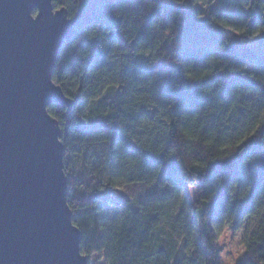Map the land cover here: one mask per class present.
I'll use <instances>...</instances> for the list:
<instances>
[{"label":"trees","instance_id":"16d2710c","mask_svg":"<svg viewBox=\"0 0 264 264\" xmlns=\"http://www.w3.org/2000/svg\"><path fill=\"white\" fill-rule=\"evenodd\" d=\"M204 1L54 0L77 19L53 70L74 106L49 112L88 258L222 264L247 224L235 264H264V0Z\"/></svg>","mask_w":264,"mask_h":264},{"label":"water","instance_id":"95a60500","mask_svg":"<svg viewBox=\"0 0 264 264\" xmlns=\"http://www.w3.org/2000/svg\"><path fill=\"white\" fill-rule=\"evenodd\" d=\"M76 18L54 0H0V264H89L68 205L53 79Z\"/></svg>","mask_w":264,"mask_h":264},{"label":"rangeland","instance_id":"374dc122","mask_svg":"<svg viewBox=\"0 0 264 264\" xmlns=\"http://www.w3.org/2000/svg\"><path fill=\"white\" fill-rule=\"evenodd\" d=\"M248 2V1H247ZM246 1L243 3H240L238 0H206L201 3H197V6H204L209 7L212 5H215L216 7H223L225 3H228L229 8L241 10L248 7L249 3ZM229 39H235L236 33L228 32ZM252 46H256L255 42L250 41ZM175 46L180 47L179 44H176ZM130 189H121L123 192L129 193ZM142 195H139V197H142ZM246 225L244 224L240 227H231L229 225H226L222 229L221 236L219 237L217 244L220 249L221 254V263L222 264H235L240 259L244 258L245 256V245H244V235H245V229ZM90 260L89 264H107L105 258H104V252L101 253H94L90 255L88 258Z\"/></svg>","mask_w":264,"mask_h":264}]
</instances>
